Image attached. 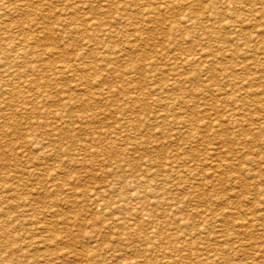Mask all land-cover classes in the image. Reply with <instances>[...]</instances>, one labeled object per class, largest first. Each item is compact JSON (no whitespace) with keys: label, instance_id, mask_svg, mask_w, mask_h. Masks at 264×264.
<instances>
[{"label":"rangeland","instance_id":"obj_1","mask_svg":"<svg viewBox=\"0 0 264 264\" xmlns=\"http://www.w3.org/2000/svg\"><path fill=\"white\" fill-rule=\"evenodd\" d=\"M3 1L0 264H264V0Z\"/></svg>","mask_w":264,"mask_h":264},{"label":"bare ground","instance_id":"obj_2","mask_svg":"<svg viewBox=\"0 0 264 264\" xmlns=\"http://www.w3.org/2000/svg\"><path fill=\"white\" fill-rule=\"evenodd\" d=\"M4 1H5V0H4ZM4 1H3V2H4ZM14 1H15V0H14ZM14 1H13V2H14ZM17 1H18V0H17ZM22 1H23V0H22ZM32 1H34V0H32ZM38 1H39V0H38ZM38 1H37V2H38ZM45 1H47V0H44V3H45ZM61 1H62V0H61ZM73 1H74V0H72V2H71V1H70V2L73 3ZM76 1H78V0H76ZM83 1H84V0H83ZM83 1H82V2H83ZM89 1L91 2V0H89ZM102 1H104V0H102ZM132 1H134V0H132ZM146 1H147V3H148V0H146ZM163 1H164V0H163ZM163 1H162V2H163ZM225 1H226V0H225ZM236 1H237V0H236ZM241 1H243V2H244V1H248V2H249L250 0H240V2H241ZM24 2H25V1H24ZM24 2H22V3H24ZM26 2H27V0H26ZM65 2H66V1H65ZM67 2H68V1H67ZM86 2H87V0H86ZM86 2H84V3H86ZM106 2H107V1H106ZM106 2H105V3H106ZM135 2H137V0H136ZM158 2L160 3V1H158ZM219 2H221V0H220ZM238 2H239V1H237V3H238ZM251 2H252V1H251ZM256 2H257V0H256ZM258 2H259V1H258ZM258 2H257V3H258ZM5 3H7V2H5ZM11 3H12V2H11ZM11 3H10V6L13 7V3H12V5H11ZM15 3H16V2H15ZM17 3H20V2H17ZM22 3H20V5H21V9L23 8V7H22ZM34 3H35V1H34ZM39 3H40V1H39ZM68 3H69V2H68ZM74 3H75V2H74ZM77 3H79V2H77ZM77 3H76V4H77ZM84 3H83V4H84ZM128 3H129V2H128ZM130 3H131V2H130ZM141 3H142V2H141ZM145 3H146V2H145ZM151 3H153V2L151 1ZM156 3H157V0L155 1V3H153V5H154V4L157 5ZM163 3H164V2H163ZM212 3H214V1H213V2L210 1L209 4L211 5ZM215 3H216V2H215ZM222 3H223V4L225 3L224 0H223ZM226 3H227V2H226ZM228 3H229V1H228ZM231 3H232V1H231ZM235 3H236V2H235ZM235 3H234V5H235ZM257 3H256V4H257ZM29 4H30V3H29ZM36 4H37V3H36ZM45 4H47V3H45ZM62 4H63V3H62ZM69 4H70V3H69ZM80 4H81V2H80ZM80 4H79V5H80ZM83 4H82V5H83ZM106 4H107V3H106ZM131 4H133V2H132ZM135 4H136V3H135ZM219 4H220V3H219ZM223 4H221V5H223ZM238 4H239V3H238ZM247 4H248V3H246V5H247ZM253 4H254V2H253L252 4L250 3L249 5H252V7H253V6H254ZM5 5L7 6V4H5ZM5 5H3V7H4ZM23 5H24V4H23ZM25 5H26V7L28 6L27 3H25ZM31 5H33V4L31 3ZM41 5H42V4H41ZM85 5H87V4H85ZM142 5H143V4H142ZM145 5H146V4H145ZM148 5H149V3H148ZM159 5H160V4H158V6H159ZM161 5H162V4H161ZM163 5H164V4H163ZM163 5H162V6H163ZM217 5H218V4H217ZM239 5H242V6H243L242 2H241V4H239ZM239 5H238V6H239ZM44 6H45V5H44ZM44 6H43V7H44ZM61 6H62V5H61ZM77 6H78V5H77ZM110 6H111V5H110ZM123 6H129V5H123ZM135 6H136V5H135ZM140 6H141V4H140ZM162 6H161V7H162ZM164 6H166V5H164ZM218 6H219V5H218ZM224 6H225V4H224ZM242 6H241V7H242ZM0 7H1V6H0ZM7 7H8V6H7ZM7 7H6V8H7ZM15 7H16V5H15ZM28 7H29V6H28ZM31 7L33 8L34 6H31ZM36 7H38V5H37ZM39 7H40V6H39ZM45 7H46V6H45ZM63 7H66V6H62V8H63ZM67 7H68V6H67ZM67 7H66V8H67ZM69 7L72 8V9H74L73 7H76V6L74 5L73 7H72V6H69ZM78 7H79V6H78ZM88 7H89V6H88ZM112 7H114V6H112ZM141 7H142V6H141ZM145 7H146V6H145ZM149 7H150V8H154V7H151L150 5H149ZM155 7H156V6H155ZM161 7H160V8H161ZM166 7H167V6H166ZM211 7H212V6H211ZM235 7H236V6H235ZM246 7H247V6H246ZM248 7H249V6H248ZM252 7H251V8H252ZM254 7H256V6H254ZM29 8H30V7H29ZM29 8H28V9H29ZM62 8H61V10H62ZM70 8H69V9H70ZM79 8H80V7H79ZM83 8H86V7L84 6ZM89 8H91V7H89ZM89 8H87L86 11H88ZM143 8H144V7H143ZM143 8H142V9H143ZM157 8H158V7H156V9H157ZM162 8H164V7H162ZM162 8H161V9H162ZM223 8H224V7H223ZM237 8H238V7H237ZM242 8H243V7H242ZM257 8H258V5H257ZM3 9H5V8H1L2 11H4ZM7 9L9 10V8H7ZM7 9H5V10H7ZM21 9H19V11H20ZM33 9H34V8H33ZM64 9H65V8H64ZM77 9H78V8H77ZM112 9H113V8H112ZM112 9H110V10H112ZM137 9H138V7H137ZM166 9H167V8H165V10H166ZM215 9H216V8H215ZM226 9H227V8H225V12H228V11H226ZM249 9H250V8H249ZM249 9H248V10H249ZM254 9H255V8H254ZM11 10H12V8H10V11H11ZM14 10H15V9H14ZM22 10H23V9H22ZM22 10H21V11H22ZM31 10H32V9H31ZM38 10H39V9H38ZM38 10H36V11H38ZM40 10H41V9H40ZM66 10H67V9H66ZM66 10H64V12H65ZM84 10H85V9H84ZM120 10H121V9H120ZM143 10L145 11V9H143ZM146 10H147V9H146ZM148 10H149V8H148ZM151 10H152V9H151ZM163 10H164V9H163ZM228 10H229V9H228ZM231 10H233V9H231ZM231 10H230V11H231ZM236 10H237V9H236ZM244 10H245V9H244ZM244 10H243L242 13H244V14L247 13V12H245ZM246 10H247V9H246ZM248 10H247V11H248ZM260 10H261V8H260ZM262 10H263V9H262ZM262 10H261V12H262ZM15 11H16V10H15ZM17 11H18V10H17ZM19 11H18V12H19ZM32 11H33V10H32ZM41 11H43V10H41ZM41 11H40V12H41ZM69 11H70V10H69ZM75 11H76V9H75ZM81 11H82V10H81ZM106 11H107V10H106ZM123 11H125V10H123ZM123 11H122V12H123ZM126 11H127V10H126ZM133 11H134V10H133ZM137 11H139V10H137ZM140 11H141V10H140ZM149 11H150V10H149ZM154 11H155V9H154ZM157 11H159V8H158ZM157 11H156V12H157ZM237 11H238V10H237ZM252 11H253V9H252ZM255 11H256V10H255ZM257 11H258V13H260L259 10H257ZM11 12H13V11H11ZM38 12H39V11H38ZM40 12H39V13H40ZM58 12H60V11H58ZM62 12H63V11H61V13H62ZM64 12H63V14H64ZM66 12H67V11H66ZM70 12L73 13V11H70ZM79 12H80V10H79ZM82 12H83V11H82ZM101 12H103V11L101 10ZM122 12H121V15H122ZM134 12H136V9H135ZM152 12H153V11H152ZM156 12H153V14L156 13ZM218 12H219V11H218ZM238 12H241V10L238 11ZM0 13H1V12H0ZM33 13H34V12H33ZM80 13H81V12H80ZM85 13H86V12H85ZM96 13H97V12H96ZM107 13H109V12H107ZM118 13H119V12H118ZM123 13H127V12H123ZM130 13H131V12H130ZM142 13L144 14L145 12H142ZM142 13H141V14H142ZM222 13H224V12H222ZM222 13H221V14H222ZM231 13H232V12H231ZM234 13H235V12H234ZM234 13H232V14H234ZM251 13H252V12H251ZM22 14H23V13H22ZM31 14H32V13H31ZM36 14H38V13H36ZM68 14H70V13H68ZM73 14H76V13H73ZM73 14H72V15H73ZM77 14H78V12H77ZM81 14H82V13H81ZM83 14H84V12H83ZM119 14H120V13H119ZM131 14H132V13H131ZM131 14H130V15H131ZM141 14H139V15H141ZM143 14H142V15H143ZM148 14H150V13H148ZM232 14H231V15H232ZM248 14H249V13H248ZM254 14H255V13H254ZM2 15H3V13H2ZM4 15H5V14H4ZM4 15H3V16H4ZM11 15H12V17H13V14H12V13H11ZM11 15H10V16H11ZM14 15H15V14H14ZM16 15H17V14H16ZM19 15H20V14L18 13L17 16H19ZM28 15H30V13H27V14H26V16H28ZM32 15L34 16V14H32ZM40 15L42 16L43 13L40 14ZM61 15H62V14H61ZM66 15H67V14H66ZM89 15H90V14H89ZM93 15H94V14H93ZM95 15H96V14H95ZM130 15H129V16H130ZM132 15H133V14H132ZM135 15H136V14H135ZM135 15H134V16H135ZM154 15H155V14H154ZM222 15L224 16V14H222ZM228 15H229V12H228ZM258 15H259V14H258ZM5 16H6V15H5ZM20 16H21V15H20ZM43 16H44V15H43ZM43 16H42V18H43ZM59 16H60V15H59ZM62 16H63V15H62ZM64 16H65V15H64ZM74 16H75V15H74ZM91 16H92V15H91ZM112 16H113V15H112ZM114 16H115V15H114ZM122 16H123V15H122ZM125 16H126V15H125ZM125 16H124V17H125ZM147 16H148V15H147ZM147 16H145L144 18H146ZM149 16L151 17V15H149ZM249 16H250V15H249ZM36 17H37V16H36ZM60 17H61V16H60ZM93 17H95V16H93ZM126 17H128V16H126ZM126 17H125V20L127 21L128 18L126 19ZM137 17H138V16H137ZM15 18H16V16H15ZM40 18H41V17H40ZM90 18H91V17H90ZM110 18H111V17H110ZM115 18H117V17H115ZM132 18H133V17H132ZM132 18H131V19H132ZM134 18H135V17H134ZM139 18H140V16H139ZM139 18H138V19H139ZM142 18H143V17H142ZM209 18H210V16H209ZM1 19H2V16H1ZM1 19H0V20H1ZM6 19H7V18H6ZM61 19H62V18H61ZM61 19H60V20H61ZM87 19H89V18H87ZM91 19H92V18H91ZM91 19H90V20H91ZM95 19H97V18H95ZM117 19H119V18H117ZM123 19H124V18H123ZM138 19H136V20H138ZM149 19H150V18H149ZM149 19L146 18V20H149ZM188 19H189V18H188ZM42 20H43V19H42ZM82 20H83V19H82ZM90 20H89V21L85 20V21H87L86 25H88V22H90ZM111 20H112V19H111ZM114 20H115V19H114ZM119 20H121V18H120ZM128 20H130V19H128ZM133 20H134V19H133ZM140 20H141V19H140ZM47 21H48V20H47ZM58 21H59V20H58ZM67 21H68V19H67ZM70 21H71V20H70ZM72 21H73V20H72ZM80 21H81V20H80ZM102 21L104 22V19L101 20V21H99V25H100V22H102ZM107 21H108V20H107ZM109 21H110V20H109ZM150 21H151V20H150ZM188 21H190V20H187V22H188ZM36 22H37V21H36ZM65 22H66V21H65ZM74 22H76V19H75ZM92 22H93V20H92ZM95 22H96V20H95ZM112 22H113V21H112ZM116 22H118V21H116ZM121 22H123V21L121 20ZM121 22H118V24L121 23ZM127 22H128V21H127ZM129 22L131 23L132 21H129ZM129 22H128V23H129ZM133 22H136V21H133ZM144 22H146V21H142V23H144ZM147 22H148V21H147ZM194 22H195V20H194ZM32 23H33V22H32ZM32 23L30 22V24H32ZM34 23H35V22H34ZM67 23H68V22H67ZM70 23H71V22H70ZM70 23H68V24H70ZM77 23H78V25H79V19H78V22H77ZM77 23H75V24H77ZM93 23H94V22H93ZM97 23H98V22H97ZM97 23H96V24H97ZM104 23H105V22H104ZM113 23H115V21H114ZM142 23H141V24H142ZM148 23H149V22H148ZM38 24H39V23H38ZM75 24H74V25H75ZM96 24H95V25H96ZM121 24H123V23H121ZM132 24H133V23H132ZM134 24H135V23H134ZM134 24H133V25H134ZM141 24H137L138 27H140L139 25H141ZM190 24H191V23H190ZM190 24H189V25H190ZM193 24H194V23H193ZM28 25H29V24H28ZM48 25H49V24H48ZM48 25H47V27H48ZM71 25H73V24H71ZM74 25H73V26H74ZM78 25H77V26H78ZM80 25H81L80 27H82V29H83L84 24H83V26H82V24H80ZM90 25H91V24H90ZM90 25H89V26H90ZM92 25H93V24H92ZM106 25L108 26L109 23L106 24ZM106 25H104V27H105ZM124 25H125V24H124ZM127 25H128V24H127ZM130 25H131V24H130ZM137 25H136V26H137ZM143 25H144V24H143ZM16 26H17V25H16ZM16 26H15V27H16ZM36 26H38L37 23H36V25L34 26V28H35ZM49 26H50V25H49ZM56 26H57V24H56ZM97 26H98V25H97ZM190 26H192V25H190ZM1 27H2V26H1ZM1 27H0V28H1ZM18 27H19V26H17L16 28H18ZM44 27H45V26H44ZM75 27H76V26H75ZM85 27H86V26H85ZM85 27H84V28H85ZM92 27H93V26H92ZM112 27H113V26H112ZM121 27H123V26H121ZM125 27H126V26H125ZM128 27H129V26H128ZM138 27H137V28H138ZM11 28H12V27H11ZM30 28H32V25H31ZM50 28H51V27H50ZM63 28H64V27H63ZM65 28H66V26H65ZM89 28H90V27H89ZM93 28H94V27H93ZM96 28H97V27H96ZM102 28H103V27H102ZM123 28H124V27H123ZM126 28H127V27H126ZM126 28H124L125 30H123V29L121 28V31H120L119 28H118V30H119L120 32H122V30L125 32V31H126ZM129 28H130V27H129ZM131 28H133V27H131ZM18 29H19V28H18ZM44 29H46V28H44ZM70 29L73 30V28H70ZM78 29H79V28H78ZM85 29H86V28H85ZM94 29H95V28H94ZM98 29H99V27H98ZM109 29H110V28H109ZM135 29H136V28H135ZM135 29H134V31H135ZM139 29H140V28H139ZM0 30H1V29H0ZM4 30H6V29H4ZM20 30H23V29L20 28V29L18 30V32H21ZM27 30H28V29H27ZM29 30H30V29H29ZM50 30H51V29H50ZM67 30H69V29H67ZM75 30H76V29H75ZM83 30H84V29H83ZM88 30H89V29H88ZM91 30H92V28L90 29V31H91ZM107 30H108V28H107ZM110 30H112V29H110ZM9 31H10V30H9ZM58 31H59V30H58ZM101 31H102V30H101ZM116 31H117V30H116ZM127 31L129 32V29H127ZM138 31H139V30H138ZM203 31H204V30H203ZM0 32H1V31H0ZM4 32H6V31H3L2 34H4ZM22 32H24V31H22ZM42 32H43V31H42ZM50 32H52V30H51ZM85 32H86V31H85ZM85 32L83 31V33L85 34L84 37H86V33H90V32H86V33H85ZM91 32H92V31H91ZM103 32H106V31L104 30ZM6 33H8V32H6ZM6 33H5V34H6ZM69 33H70V32H69ZM74 33H75V32H74ZM94 33H95V32H93V33H91V34L93 35ZM99 33L101 34V32H99ZM108 33H110V31H109V32L107 31V34H108ZM111 33H113V35H114V32H111ZM116 33H117V32H116ZM125 33H126V32H125ZM129 33H131V31H130ZM137 33H138V32H137ZM137 33H136V34H137ZM203 33H204V32H203ZM205 33H206V31H205ZM205 33H204V35H205ZM208 33H209V32H208ZM49 34H50V33H49ZM79 34H80V33H78V35H79ZM81 34H82V33H81ZM84 34H83V35H84ZM102 34H103V33H102ZM120 34H123V32L120 33ZM126 34H127V33H126ZM131 34H133V33H131ZM43 35H44V34H43ZM43 35H42V36H43ZM83 35H82V36H83ZM94 35H95V34H94ZM110 35H111V34H109L108 37H110ZM118 35H119V34H118ZM124 35H125V34H124ZM138 35H139V34H138ZM42 36H41V37H42ZM45 36H46V33H45ZM48 36H49V35H48ZM80 36H81V35H80ZM88 36H89V35H87V37H88ZM90 36H91V35H90ZM101 36H102V35H101ZM116 36H117V35L115 34V36H113V37H116ZM119 36H120V35H119ZM132 36H133V35H132ZM206 36H207V35H206ZM87 37H86V38H83V39H87V40H89ZM93 37H94V36H93ZM102 37H103V36H102ZM108 37L106 36V37H104V38H108ZM111 37H112V36H111ZM50 38H51V37H50ZM79 38H80V37H79ZM127 38H128V37H127ZM133 38H134V37H133ZM133 38H132V40L134 41ZM92 39H93V38L91 37L90 41H91ZM108 39H109V38H108ZM135 39H136V38H135ZM22 40H23V39H22ZM65 40H66V39H65ZM93 40H94V39H93ZM93 40H92V42H93ZM132 40H131V41H132ZM137 40H138V39H137ZM9 41H10V40H9ZM9 41H8V42H9ZM68 41H69V40H68ZM79 41H80V40H79ZM81 41H83V40H81ZM90 41H89V42H90ZM126 41H127V40H126ZM128 41H129V40H128ZM133 41H132V42H133ZM135 41H136V40H135ZM24 42H25V41H24ZM26 42H27V41H26ZM94 42H95V41H94ZM128 43H129V42H128ZM128 43H126V44H128ZM87 44H88V43H87V41H86L85 46H86ZM89 44H90V43H89ZM129 44H130V43H129ZM10 45H11V44H10ZM11 46H13V45H11ZM88 46H91V44L88 45ZM127 46H128V45H127ZM91 47H92V46H91ZM106 47H108V46H106ZM130 47H131V45H130ZM130 47H129V48H130ZM93 48H94V47H93ZM2 49H3V48H2ZM107 49H108V48H107ZM112 49H113L112 52L115 51L114 48H112ZM123 49H124V48H123ZM94 50H97V48L94 49ZM98 50H99V49H98ZM102 50H105V49H101L100 51L102 52ZM110 50H111V49H110ZM0 51H1V50H0ZM2 51H5V50H2ZM89 51H90V50H89ZM89 51H88V52H89ZM92 51H93V50H91L90 52H92ZM116 51H117V50H116ZM5 52H6V51H5ZM93 52H95V51H93ZM98 52H99V51H98ZM105 52H107V50H106ZM112 52H111V53H112ZM199 52H200V50H199ZM201 52H203V51H201ZM2 53H3V52H2ZM7 53H8V52H7ZM52 53H53V52H52ZM108 53H110L109 49H108ZM108 53H107V54H108ZM117 53H119V52L117 51ZM117 53H116V54H117ZM204 53H205V52H204ZM204 53H203V54H204ZM93 54H94V53H93ZM93 54L91 53V54H89V55H93ZM99 54H104V53H99ZM112 54H113V53H112ZM2 55H3V54H2ZM2 55H0V56H2ZM104 55H106V54H104ZM196 55H197V54H196ZM201 55H202V54H201ZM204 55H205V54H204ZM34 56H35V55H34ZM101 56H102V55H101ZM112 56H115V55L113 54ZM198 56H199V55H198ZM206 56H207V53H206ZM206 56H205V58H207ZM2 57H5V56H2ZM105 57H107V56H105ZM164 57H165V56H164ZM190 57H191V56H190ZM196 57H197V56H196ZM202 57H203V55H202ZM202 57H201V58H202ZM38 58H39V57H38ZM38 58H37V59H38ZM109 58H110V56H109ZM115 58H116V56H115ZM115 58H112V59H115ZM183 58H184V57H183ZM191 58H192V57H191ZM191 58H190V60H192ZM199 58H200V57H199ZM199 58H198V59H199ZM39 59H40V58H39ZM150 59H151V58H150ZM159 59H160V58H159ZM167 59H169V57H168ZM170 59L172 60V58H170ZM180 59H181V58H180ZM184 59H185V58H184ZM187 59H188V58H187ZM203 59H204V58H203ZM32 60H33V59H32ZM151 60H152V59H151ZM151 60H150V61H151ZM173 60H174V58H173ZM173 60H172V61H173ZM196 60H197V59H196ZM196 60H195V61H196ZM199 60H200V59H199ZM204 60H205V59H204ZM13 61H14V60H13ZM37 61H38V60H37ZM167 61H168V60H167ZM167 61H166V62H167ZM192 61H193V60H192ZM15 62H16V61H15ZM168 62H169V61H168ZM176 62H179V61H176ZM182 62H183V61H182ZM182 62H181V64H182ZM199 62H200V61H199ZM179 63H180V62H179ZM187 63H188V62H187ZM192 63H193V62H192ZM197 63H198V61H197ZM204 63H205V62H204ZM204 63H203V64H204ZM13 64L16 65V63H13ZM168 64H169V63H168ZM175 64H176V63H175ZM175 64H174V66H175ZM181 64H180V65H181ZM2 65H4V63H3ZM11 65H12V64H11ZM11 65H10V67H11ZM59 65H60V64H59ZM59 65H58V66H59ZM65 65H66V64H65ZM65 65H64V66H65ZM150 65H151V64H150ZM186 65H187V64H186ZM191 65H192V64H191ZM199 65H202V64H199ZM0 66H1V65H0ZM5 66H8L7 63H6V65H4V67H5ZM64 66L62 65V67H64ZM69 66H70V65H69ZM151 66H152V65H151ZM177 66H178V64H177ZM31 67H32V66H31ZM149 67H150V66H149ZM178 67H179V69H180V66H178ZM188 67H189V66H188ZM202 67H203V65H202ZM5 68H6V67H5ZM7 68H8V67H7ZM27 68H28V67H27ZM33 68H34V67H33ZM53 68H54V66H53ZM58 68H59V67H58ZM58 68H56V69H58ZM158 68H159V67H158ZM173 68H175V67H173ZM181 68H182V67H181ZM0 69H1V68H0ZM28 69L30 70V68H28ZM70 69H71V67H69V70H70ZM156 69H157V68H156ZM182 69H183V68H182ZM5 70H6V69H5ZM7 70H8V69H7ZM50 70H51V69H50ZM54 70H55V69H54ZM61 70H62V69H61ZM65 70H66V68L64 67V71H65ZM67 70H68V69H67ZM69 70H68V71H69ZM161 70H162V69H161ZM168 70H169V69H168ZM170 70H171V69H170ZM173 70H174V69H173ZM9 71H11V70H9ZM9 71H6V72H9ZM13 71H15V70H13ZM13 71H12V72H13ZM16 71H17V70H16ZM25 71H26V69H25ZM25 71H24V72H25ZM33 71H34V69H33ZM33 71H32V72H33ZM51 71H52V70H51ZM51 71H50V72H51ZM56 71H57V70H56ZM174 71H175V70H174ZM174 71H173V72H174ZM201 71H203V70H201ZM2 72H3V71H2ZM22 72H23V71H22ZM24 72H23V73H24ZM26 72H27V71H26ZM32 72H31V73H32ZM34 72H35V71H34ZM53 72H54V71H53ZM57 72H58V71H57ZM61 72H62V71H61ZM151 72H152V71H151ZM158 72H159V71H158ZM14 73H15V72H14ZM31 73H30V74H31ZM59 73H60V72H59ZM161 73H162V72H161ZM161 73H160V74H161ZM3 74H4V73H3ZM16 74H17V73H15V76H16ZM19 74H20V73H19ZM151 74H152V73H151ZM174 74H175V72H174ZM178 74H180V73H178ZM7 75H8V74H7ZM9 75H10V74H9ZM20 75H21V74H20ZM27 75H28V72H27ZM51 75H52V74H51ZM53 75H54V73H53ZM53 75H52V76H53ZM55 75H56V74H55ZM57 75H58V73H57ZM146 75H147V74H146ZM146 75H145V76H146ZM153 75H154V74H153ZM153 75H152V78H153V80H154ZM175 75L177 76V74H175ZM180 75H181V74H180ZM193 75H194V74H193ZM11 76H12V74H11ZM18 76H19V75H18ZM25 76H26V75H25ZM148 76H149V75H148ZM148 76H147V77H148ZM172 76H173V73H172ZM176 76H175V77H176ZM178 76H179V75H178ZM178 76H177V77H178ZM175 77H174V78H175ZM19 78H20V79L17 78L18 81L21 80L22 77H19ZM149 78H151V76H150ZM156 78H157V77H156ZM178 78H180V77H178ZM145 79H146V78H145ZM171 79H172V77H171ZM180 79H181V78H180ZM192 79H193V78H192ZM195 79H196V77H195ZM148 80H149V79H148ZM164 80H167V79H164ZM164 80H163V81H164ZM173 80H174V79H173ZM189 80H190V79H189ZM16 81H17V80H16ZM22 81H24V80H22ZM145 81H147V80H145ZM149 81H150V80H149ZM155 81H156V79H155ZM160 81H161V80H160ZM175 81H176V80H175ZM20 82H21V81H20ZM28 82H29V84H30V81H28ZM28 82H27V83H28ZM139 82H140V81H139ZM161 82H162V81H161ZM165 82H166V81H165ZM168 82H169V81H168ZM170 82H171V81H170ZM8 83H9V82H8ZM13 83H14V82H13ZM22 83H23V82H22ZM147 83H148V82H147ZM166 83H167V82H166ZM173 83H174V82H173ZM24 84H25V83H24ZM31 84H32V82H31ZM31 84H30V85H31ZM94 84H95V81H94ZM154 84H155V83H154ZM157 84H158V83H157ZM160 84H161V83H160ZM179 84H180V83H179ZM179 84H178V85H179ZM183 84H184V83H183ZM6 85H7V84H6ZM11 85H12V83L10 82V86H11ZM13 85H14V84H13ZM15 85L18 86V84H15ZM19 85H20V84H19ZM27 85H28V84H27ZM148 85H149V84H148ZM162 85H163V84H162ZM172 85H173V84H172ZM181 85H182V82H181ZM2 86H3V85H2ZM31 86H32V85H31ZM154 86H155V85H154ZM166 86H167V85H166ZM169 86H171V84H170ZM176 86H177V85H176ZM182 86H183V85H182ZM5 87H6V86H5ZM11 87H12V86H11ZM18 87H19V86H18ZM20 87H22V86L20 85ZM162 87H163V86H162ZM171 87L173 88V86H171ZM179 87H180V86H179ZM0 88H1V86H0ZM24 88H25V87H24ZM29 88H30V86H29ZM149 88H150V87H149ZM158 88H159V87H158ZM158 88H157V89H158ZM160 88H161V87H160ZM165 88H166V87L164 86V89H165ZM169 88H170V87H169ZM169 88H168V89H169ZM174 88H175V86H174ZM180 88H181V87H180ZM182 88H183V87H182ZM2 89H3V88H2ZM5 89H6V88H5ZM9 89H10V87H9ZM12 89H13V88H12ZM20 89H21V88H20ZM26 89H27V88H26ZM170 89H171V88H170ZM6 90H8V89H6ZM24 90H25V89H24ZM28 90H29V89H28ZM28 90H27V91H28ZM31 90H32V89H31ZM162 90H163V89H162ZM0 91H1V90H0ZM3 91H4V90H3ZM9 91H10V90H9ZM22 91H23V88H22ZM149 91H151V90H149ZM152 91H153V90H152ZM160 91H161V90H158V92H160ZM163 91H164V90H163ZM7 92H8V91H7ZM24 92H25V91H24ZM28 92H29V91H28ZM116 92H117V91H116ZM154 92H156V91H154ZM165 92H166V90H165ZM165 92H164V93H165ZM167 92H168V91H167ZM167 92H166V93H167ZM172 92H173V90H172ZM172 92H171V96H172ZM175 92H176V90H175ZM2 93H4V92H2ZM2 93H0V94H2ZM9 93H10V92H9ZM22 93H23V92H22ZM36 93H37V92H36ZM164 93H163V94H164ZM25 94H27V93L25 92ZM116 94H117V93H116ZM147 94H148V93H147ZM154 94H155V93H154ZM160 94H161V93H160ZM167 94H170V93H167ZM167 94H166V95H167ZM140 95H141V94H140ZM164 95H165V94H164ZM179 95H180V94H179ZM182 95H183V94H182ZM185 95H187V94H185ZM188 95H189V94H188ZM142 96H143V94H142ZM144 96H145V94H144ZM157 96H160V95H158V93H157ZM161 96H162V95H161ZM174 96H176V95H173V97H174ZM145 97H147V95H146ZM181 97H183V96H180V98H181ZM190 97H191V96H190ZM130 98H131V97H130ZM139 98H140V97H139ZM139 98L137 97V99H139ZM158 98H159V97H158ZM164 98H165V97H163L162 99H164ZM166 98H167V97H166ZM168 98H170V97H168ZM184 98H185V97H184ZM188 98H189V97H188ZM188 98H187V99H188ZM132 99H133V98H132ZM137 99H135V100H137ZM174 99H175V98H174ZM189 99H190V98H189ZM64 100H65V99H64ZM167 100H168V99H167ZM131 101H133V100H131ZM138 101H141V100H138ZM164 101H165V100H164ZM171 101H172V99H171ZM174 101H175V100H174ZM177 101H178V99L176 100V102H177ZM182 101H183V100H182ZM185 101H186V100H185ZM187 101H188V100H187ZM190 101H191V100H190ZM133 102H134V101H133ZM160 103H161V100H160ZM177 103H178V102H177ZM181 103H182V102H181ZM191 103H192V102H191ZM185 104H186V103H185ZM64 105H66V104H64ZM64 108H65V106H64ZM203 111H204V110H203ZM182 117H183V116H182ZM180 118H181V117H180ZM182 119H183V118H181V120H182ZM181 120H180V122H181ZM184 120L187 121L186 123H188V119H187V118H186V119L184 118L183 121H184ZM191 120H192V119H191ZM191 120H190V121H191ZM185 121H184V122H185ZM190 121H189V122H190ZM177 122H178V121H177ZM180 122H179V124H180ZM182 123H183V122H182ZM179 124H178V125H179ZM191 124H192V123H191ZM193 124H194V123H193ZM180 125H181V124H180ZM200 127H201V126H200ZM203 127H204V126H203ZM187 132H188V131H187ZM188 133H189V132H188ZM186 135H188V134H186ZM193 135H194V134H193ZM193 135H192V136H193ZM189 136H190V135H189ZM189 136H188V137H189ZM194 136H197V135H194ZM186 138H187V137H186ZM187 139H188V138H187ZM189 139H190V137H189ZM191 139H192V138H191ZM191 139H190V140H191ZM193 139H194V138H193ZM192 142H193V140H192ZM179 167H180V166H179ZM185 171H186V170H185ZM191 171H192V170H191ZM188 172H189V171H188ZM184 173L186 174L187 172H184ZM189 173H191V172H189ZM175 179H176V178H175ZM182 200H183V199H182ZM238 214H239V213H238ZM255 221H256V220H255ZM255 224H256V223H255ZM255 224H254V225H255ZM48 225H49V224H48ZM49 226H50V225H49ZM256 226H257V225H256ZM221 240H223V239L221 238ZM222 242H223V241H222ZM214 250H215V249H214ZM208 251H209V250H208ZM215 254H217V253H215ZM205 255H207V254H205ZM212 255H213V254H212ZM217 255H218V254H217ZM207 256H208V255H207ZM207 256H204V257L206 258ZM214 256H215V255H214ZM214 256H213V257H214ZM213 257H212V258H213ZM217 257H218V256H217ZM217 257H216V258H217ZM196 258H197V257H196ZM200 258H201V257H200ZM178 259H179V258H178ZM217 259L219 260V257H218ZM217 259L214 258V260H217ZM209 260H210V259H209ZM218 260H217V261H218ZM222 260L225 261L224 259H222ZM201 261H203V260H201ZM204 261H205V260H204ZM204 261H203V264L205 263ZM209 262H210V261H209ZM178 263H179V261H178ZM199 263H200V262H199ZM183 264H184V263H183Z\"/></svg>","mask_w":264,"mask_h":264}]
</instances>
